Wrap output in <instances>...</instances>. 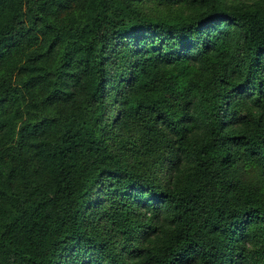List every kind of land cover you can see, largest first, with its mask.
Listing matches in <instances>:
<instances>
[{
  "label": "trees",
  "instance_id": "trees-1",
  "mask_svg": "<svg viewBox=\"0 0 264 264\" xmlns=\"http://www.w3.org/2000/svg\"><path fill=\"white\" fill-rule=\"evenodd\" d=\"M0 264H264V0H0Z\"/></svg>",
  "mask_w": 264,
  "mask_h": 264
},
{
  "label": "clouds",
  "instance_id": "clouds-1",
  "mask_svg": "<svg viewBox=\"0 0 264 264\" xmlns=\"http://www.w3.org/2000/svg\"><path fill=\"white\" fill-rule=\"evenodd\" d=\"M242 244L246 251H255V244L253 241L248 240V241L242 242Z\"/></svg>",
  "mask_w": 264,
  "mask_h": 264
}]
</instances>
